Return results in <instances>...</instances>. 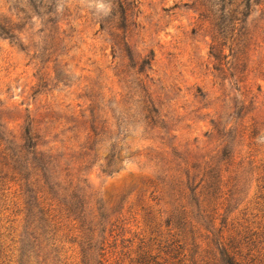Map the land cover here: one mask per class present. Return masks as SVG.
Returning <instances> with one entry per match:
<instances>
[{"label":"rangeland","instance_id":"1","mask_svg":"<svg viewBox=\"0 0 264 264\" xmlns=\"http://www.w3.org/2000/svg\"><path fill=\"white\" fill-rule=\"evenodd\" d=\"M27 131L85 194L96 264H225L189 241L173 257L178 194L199 238L264 264V0H0V146L26 158L18 175L0 165V264L46 179Z\"/></svg>","mask_w":264,"mask_h":264},{"label":"trees","instance_id":"2","mask_svg":"<svg viewBox=\"0 0 264 264\" xmlns=\"http://www.w3.org/2000/svg\"><path fill=\"white\" fill-rule=\"evenodd\" d=\"M26 133V139L31 144L30 147H34V150L30 152L33 154L32 160L44 165L47 174L43 185L38 186L39 189L35 191V194H25L24 196V225L20 234L22 240H19L21 245L17 248L16 264H69L71 261L68 262V260L75 256H79V261L76 264L99 263L100 261H95L91 256L93 248L91 232L95 216L86 213L83 209L85 194L75 193L74 189H71L70 183L67 187L62 185L67 180L59 179L60 174L55 170V161L58 156L49 150L36 149L39 144L33 143L32 136L30 137L28 131ZM24 150L25 147L14 143L10 146H0V165L11 170L13 174H20L16 165L26 162ZM191 175L193 176V174ZM187 177L189 178L188 173ZM194 177L196 176L194 175ZM48 179H52L49 184ZM203 190L204 178L202 176L192 192L194 193V205L199 207L204 214L208 211L206 206L209 203L205 202ZM178 195L175 200L177 201L176 212H173L171 219L166 222V226L172 225V229H175L173 233L175 239L170 243L172 246L170 252L173 253V257L180 256V260L184 259L186 256L184 251L187 241H189L190 251L193 255L214 259L217 253L225 264H243L239 258L240 254L235 251L231 241H228L229 236L219 235L217 239L211 238V242H209L206 240L208 236L202 238L201 235L199 238V235H196L198 227L189 217L192 214L189 208L190 202L184 203L183 195ZM173 218L175 220L172 221ZM69 224H71L70 227H68ZM66 229L67 231H65ZM71 229L77 231L74 240L78 247V251L75 252L77 255L74 254V249H65L64 240H62ZM212 245L214 246L212 247ZM96 248L100 251L103 250L100 247ZM69 250L72 253L67 255ZM97 255L102 260L104 253L97 252Z\"/></svg>","mask_w":264,"mask_h":264}]
</instances>
